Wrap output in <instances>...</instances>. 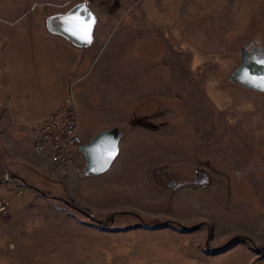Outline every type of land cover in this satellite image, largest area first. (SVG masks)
I'll return each mask as SVG.
<instances>
[{"label":"rangeland","instance_id":"obj_1","mask_svg":"<svg viewBox=\"0 0 264 264\" xmlns=\"http://www.w3.org/2000/svg\"><path fill=\"white\" fill-rule=\"evenodd\" d=\"M81 2L87 48L46 29ZM246 43L264 0H0V264H264V92L229 79ZM68 86L83 143L121 132L102 173L33 148Z\"/></svg>","mask_w":264,"mask_h":264},{"label":"water","instance_id":"obj_2","mask_svg":"<svg viewBox=\"0 0 264 264\" xmlns=\"http://www.w3.org/2000/svg\"><path fill=\"white\" fill-rule=\"evenodd\" d=\"M84 10L86 18H83L82 15L75 16V11L84 12ZM75 11L70 10L67 13L75 16L76 22L74 24H66L59 28L51 27L50 20L52 16L46 19V27L50 32L69 39L74 45L86 46L92 40L94 15L82 3L75 7ZM55 16L60 17L59 15ZM89 17H91V20L88 19ZM229 79L245 88L264 92V49H260V55L252 61H243V63L234 68L230 73ZM120 134V130L116 127L101 130L86 143L80 145L79 149L85 158L84 174H99L110 167L118 154ZM171 186H175L173 180L171 181Z\"/></svg>","mask_w":264,"mask_h":264},{"label":"built area","instance_id":"obj_3","mask_svg":"<svg viewBox=\"0 0 264 264\" xmlns=\"http://www.w3.org/2000/svg\"><path fill=\"white\" fill-rule=\"evenodd\" d=\"M76 106L71 90L63 100L40 119L26 123L36 153L46 157L55 172L66 174L73 170L75 149L78 156L83 142L77 133ZM3 207H0V210Z\"/></svg>","mask_w":264,"mask_h":264},{"label":"flooded vegetation","instance_id":"obj_4","mask_svg":"<svg viewBox=\"0 0 264 264\" xmlns=\"http://www.w3.org/2000/svg\"><path fill=\"white\" fill-rule=\"evenodd\" d=\"M81 3L85 5L84 2H81ZM78 4H80V3L75 4L69 10H67L65 13L59 15L60 17H56V16L54 17L53 16L51 18V20H50V26L51 27H55V28H59V27H62L64 25H66V24L67 25L68 24H74L76 22V19H74V18H75V16H78V15H82L83 18H86L84 16L85 10H84V12L83 11H81V12H76L75 11V7ZM85 7L88 8L87 5H85ZM70 10L71 11L72 10L75 11V16H72V14H67L68 11H70ZM245 47H247V46H245ZM259 55H260V48H258L256 45H252L251 49H247V48L243 47L240 50V55H239L240 63L237 66H239L241 63H243V61H252L254 58H256ZM160 101L161 100L155 99L154 100L155 105L156 106L159 105V103H161ZM142 110H144V109H142ZM172 110H173L172 108L162 107L160 110H156V111L151 112V115H149V117H151V118H154V117L155 118H162L163 116L169 115V113L172 112ZM146 114L147 113H145L144 116ZM162 122H155V123H151V122L149 123L148 122V123H144V124L153 127V126H156V125H158V124H160ZM163 168H166V167L164 166ZM157 169H158L159 172L162 171V169L160 167H158ZM192 179L198 185L199 184H205L207 182V180H208L207 179V174H205V172L200 170V169H194V175H193ZM172 180L169 181L170 185H171V181ZM174 184H176V182H174Z\"/></svg>","mask_w":264,"mask_h":264},{"label":"crops","instance_id":"obj_5","mask_svg":"<svg viewBox=\"0 0 264 264\" xmlns=\"http://www.w3.org/2000/svg\"><path fill=\"white\" fill-rule=\"evenodd\" d=\"M85 5H86V3H85ZM88 7V6H87ZM93 15H94V13H93ZM95 26H96V16L94 15V23H93V29H92V40H91V42L89 43V44H87L86 46H82V47H78V48H87L88 46H90L92 43H93V41H94V37H93V35H94V29H95ZM46 29H47V27H46ZM48 30V29H47ZM48 34H55V33H52V32H50L49 30H48ZM56 35H59V34H56ZM59 36H61L64 40H66L69 44L70 43H72V41H70L69 39H67V38H65V37H63L62 35H59ZM73 44V43H72ZM74 45V44H73ZM75 46V45H74ZM245 46H247V47H245ZM252 46V44H249V43H246V44H244L243 45V47L244 48H247L248 49V47H251ZM243 47H241V48H243ZM260 49H264V48H260ZM241 50V49H240ZM161 53V52H160ZM1 57V56H0ZM234 70V69H233ZM234 83V82H233ZM69 90H71V86H68V91ZM252 90V89H251ZM259 92H262V91H259ZM156 97V96H155ZM160 97H162V96H160ZM160 97H156V98H160ZM64 98V97H63ZM63 98L58 102V104L63 100ZM73 100H74V103H75V106H76V114H77V109H78V105H79V102H80V98H77L76 97V99L73 97ZM77 100V101H76ZM57 104V105H58ZM56 105V106H57ZM55 106V107H56ZM54 107V108H55ZM53 108V109H54ZM135 108V107H134ZM52 109V110H53ZM52 110H50V111H52ZM45 115V114H44ZM41 118V117H40ZM39 118V119H40ZM77 119V118H76ZM38 120V119H37ZM157 126V125H156Z\"/></svg>","mask_w":264,"mask_h":264},{"label":"trees","instance_id":"obj_6","mask_svg":"<svg viewBox=\"0 0 264 264\" xmlns=\"http://www.w3.org/2000/svg\"><path fill=\"white\" fill-rule=\"evenodd\" d=\"M134 120H135L134 123H136V124L141 122V119H139V118H137V120L136 119H134Z\"/></svg>","mask_w":264,"mask_h":264},{"label":"snow or ice","instance_id":"obj_7","mask_svg":"<svg viewBox=\"0 0 264 264\" xmlns=\"http://www.w3.org/2000/svg\"><path fill=\"white\" fill-rule=\"evenodd\" d=\"M88 19L91 20V17H89Z\"/></svg>","mask_w":264,"mask_h":264}]
</instances>
